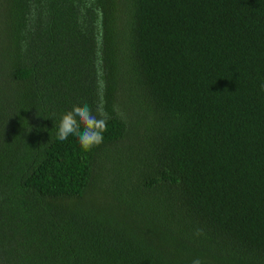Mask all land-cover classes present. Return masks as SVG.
<instances>
[{
	"label": "trees",
	"instance_id": "trees-1",
	"mask_svg": "<svg viewBox=\"0 0 264 264\" xmlns=\"http://www.w3.org/2000/svg\"><path fill=\"white\" fill-rule=\"evenodd\" d=\"M196 258L264 264V0H0V264Z\"/></svg>",
	"mask_w": 264,
	"mask_h": 264
},
{
	"label": "clouds",
	"instance_id": "clouds-1",
	"mask_svg": "<svg viewBox=\"0 0 264 264\" xmlns=\"http://www.w3.org/2000/svg\"><path fill=\"white\" fill-rule=\"evenodd\" d=\"M109 118L102 105L98 104L95 111L87 104L74 105L71 110L62 114L56 139L67 141L73 137L77 139L82 151L90 152L103 143L104 134L108 131ZM192 264H202V262L196 258Z\"/></svg>",
	"mask_w": 264,
	"mask_h": 264
}]
</instances>
